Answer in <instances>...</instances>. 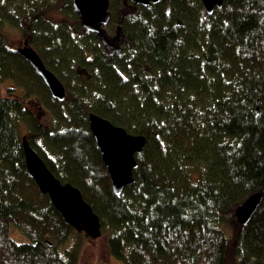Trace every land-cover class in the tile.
Listing matches in <instances>:
<instances>
[{
  "label": "trees",
  "instance_id": "trees-1",
  "mask_svg": "<svg viewBox=\"0 0 264 264\" xmlns=\"http://www.w3.org/2000/svg\"><path fill=\"white\" fill-rule=\"evenodd\" d=\"M110 2L106 30L123 33L114 53L70 0H0V264H80L83 235L31 177L26 136L81 190L125 264H264V201L246 227L228 218L264 191V0H225L213 15L201 0ZM10 28L66 86L65 102L10 45ZM91 114L146 138L122 196Z\"/></svg>",
  "mask_w": 264,
  "mask_h": 264
},
{
  "label": "water",
  "instance_id": "water-1",
  "mask_svg": "<svg viewBox=\"0 0 264 264\" xmlns=\"http://www.w3.org/2000/svg\"><path fill=\"white\" fill-rule=\"evenodd\" d=\"M75 13L81 19L87 35H96L105 48L114 53L120 50L123 36L119 26L117 35L112 37L106 28L111 23L110 0H70ZM138 7L159 5L163 0H133ZM206 13L213 15L221 10L225 0H201ZM18 52L32 65L43 79L52 97L63 103L67 99V89L62 81L51 71L40 54L24 40ZM0 92V96H1ZM260 109H258V113ZM89 125L94 134L104 164L112 181L113 191L122 196L125 189L135 183L134 172L139 164L137 156L141 155L146 146L144 136L131 135L126 129L115 126L109 120L95 114L89 117ZM23 146L27 167L31 177L36 181L44 195H49L53 205L62 215L64 221L79 233L86 234L90 239L97 240L103 236L102 221L86 202L83 193L72 184H64L49 169L43 158L30 145L28 137L23 138ZM264 201V191L251 195L235 210V218L241 227L252 221Z\"/></svg>",
  "mask_w": 264,
  "mask_h": 264
},
{
  "label": "rangeland",
  "instance_id": "rangeland-1",
  "mask_svg": "<svg viewBox=\"0 0 264 264\" xmlns=\"http://www.w3.org/2000/svg\"><path fill=\"white\" fill-rule=\"evenodd\" d=\"M8 34L11 37L9 38V43L12 47L18 48L21 46V44L24 41V38L22 34L17 30L10 28L8 29ZM113 36V35H112ZM114 37V36H113ZM121 43L118 48H121ZM0 92L2 94L5 93V88L0 85ZM37 109L42 111L41 103L37 102L36 103ZM230 220H234L235 214L230 215L228 217ZM228 235L231 237L232 236V230H230L228 227L226 228ZM19 231L16 227L12 228V237L19 241L23 242L26 241L27 239L24 237L22 238L20 234H18ZM83 235V238L81 239L83 242L82 248H81V257H80V264H125L123 261H120L116 259L115 257L112 256L109 248V234L105 233L100 239L97 240H92L90 239L86 234H81ZM78 235L76 234L74 237H77ZM73 244L70 243L68 246H71Z\"/></svg>",
  "mask_w": 264,
  "mask_h": 264
}]
</instances>
